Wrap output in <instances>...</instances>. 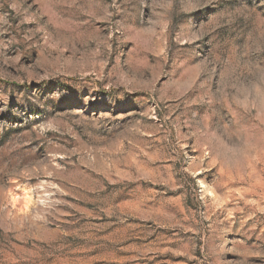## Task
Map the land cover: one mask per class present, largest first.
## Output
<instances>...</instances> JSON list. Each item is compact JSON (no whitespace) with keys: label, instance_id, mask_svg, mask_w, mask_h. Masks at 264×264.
I'll list each match as a JSON object with an SVG mask.
<instances>
[{"label":"rangeland","instance_id":"374dc122","mask_svg":"<svg viewBox=\"0 0 264 264\" xmlns=\"http://www.w3.org/2000/svg\"><path fill=\"white\" fill-rule=\"evenodd\" d=\"M0 264H264V0H0Z\"/></svg>","mask_w":264,"mask_h":264}]
</instances>
